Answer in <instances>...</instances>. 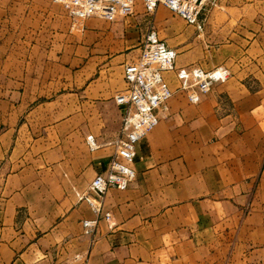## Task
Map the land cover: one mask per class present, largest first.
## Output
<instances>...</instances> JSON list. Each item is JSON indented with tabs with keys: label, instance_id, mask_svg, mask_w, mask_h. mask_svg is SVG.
Returning <instances> with one entry per match:
<instances>
[{
	"label": "crops",
	"instance_id": "obj_1",
	"mask_svg": "<svg viewBox=\"0 0 264 264\" xmlns=\"http://www.w3.org/2000/svg\"><path fill=\"white\" fill-rule=\"evenodd\" d=\"M4 10L14 34L12 53H0V264H264L261 21L209 23L208 7L199 30L138 1L132 15L91 17L71 32L53 0H9ZM151 27L177 66L233 75L198 103L176 90L138 144L136 179L107 192L114 228L101 220L93 241L82 195L114 153L125 110L115 97ZM89 134L99 150L86 146Z\"/></svg>",
	"mask_w": 264,
	"mask_h": 264
},
{
	"label": "built area",
	"instance_id": "obj_2",
	"mask_svg": "<svg viewBox=\"0 0 264 264\" xmlns=\"http://www.w3.org/2000/svg\"><path fill=\"white\" fill-rule=\"evenodd\" d=\"M62 5L70 17V31L82 29L85 21L91 17L103 18L113 22L119 17L132 15L135 4L143 2L147 13L153 14L161 5L167 7L187 24L200 23L206 7L213 0H53ZM176 51L160 38L154 27L147 32L138 57L124 67V89L115 97L118 104H124L123 126L110 143L114 153L106 168L97 173L83 193L93 213V219L83 222L88 234L93 235L101 220H105L113 229V213L104 208V199L108 190L115 187L128 189L137 177L136 159L138 144L160 123L159 112L166 108L176 90L185 91L192 103H198L202 96L212 91L218 82L228 81L233 72L226 65L213 69L201 66H177ZM172 73L177 88L172 87L166 77ZM86 146L91 152L97 151L102 144L94 134L86 137Z\"/></svg>",
	"mask_w": 264,
	"mask_h": 264
},
{
	"label": "rangeland",
	"instance_id": "obj_3",
	"mask_svg": "<svg viewBox=\"0 0 264 264\" xmlns=\"http://www.w3.org/2000/svg\"><path fill=\"white\" fill-rule=\"evenodd\" d=\"M7 2H9V0H0V7H1L0 53L1 54L12 53V49H13L12 46H8V41L13 37L14 31L12 29L13 19L8 18L9 20L7 21V16L4 10L5 3ZM252 4H254L255 9L251 8L253 7ZM208 7H209V23L211 22L239 23V22L261 21L262 24H264V0H213L211 3H209L206 9H208ZM255 12L257 13L256 15ZM26 13H28V10H26ZM5 24H7L8 27L3 26ZM172 25L176 28L181 27V23H179L177 20L175 21L173 20ZM159 30L161 31L162 37H164L167 40H171L174 39V37H176L175 35H170L168 31L164 29V26L163 27L160 26ZM22 49L24 53L25 47L23 46Z\"/></svg>",
	"mask_w": 264,
	"mask_h": 264
}]
</instances>
